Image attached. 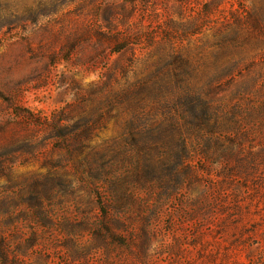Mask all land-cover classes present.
I'll list each match as a JSON object with an SVG mask.
<instances>
[{
	"label": "rangeland",
	"instance_id": "1",
	"mask_svg": "<svg viewBox=\"0 0 264 264\" xmlns=\"http://www.w3.org/2000/svg\"><path fill=\"white\" fill-rule=\"evenodd\" d=\"M262 6L0 0V264H264V32L239 29ZM117 31L130 44L115 53ZM223 35L236 41L214 64ZM197 93L238 129L188 144L190 186L134 181Z\"/></svg>",
	"mask_w": 264,
	"mask_h": 264
},
{
	"label": "trees",
	"instance_id": "2",
	"mask_svg": "<svg viewBox=\"0 0 264 264\" xmlns=\"http://www.w3.org/2000/svg\"><path fill=\"white\" fill-rule=\"evenodd\" d=\"M80 1L82 2V0ZM209 9L204 12L203 17H206L208 12L210 13L211 10L209 11ZM257 10L258 9H252L251 12L245 14L242 22L238 21L241 22L239 26L240 31L254 37L264 32V13L260 14L264 12V7L262 6L258 11ZM233 32L235 33V31ZM255 38H260V36ZM214 39L213 46L215 51L212 55V59L214 64H218L232 53L230 50V43L236 41V39L234 38L235 40H231L228 35H223L221 38L217 36V38ZM107 41H109L108 43L114 42V47L111 51L115 53L121 51L130 44L128 36L119 31L107 36ZM248 45L252 47V45ZM232 70L233 68H231V70L228 69V72L230 73ZM183 106V112H186L189 116L183 117L182 122L172 119L168 126L161 128V125H159V129L153 132L154 144H158V141H165L168 143L164 158L160 155L149 157V155L145 156L143 154L142 156H137L133 166V179L137 183H146V181H148L147 183H164L169 188H173L177 183L179 187L181 185L190 186L197 175L196 171L189 167L190 157L188 154V144L191 145V141H196L197 144H202V146L204 145V147H206L209 141H211L220 146V139L215 136L216 134L222 133L219 132L221 129H225L224 127L226 126L230 130L238 129L237 123L234 122L229 124V122H226L227 120H224L222 117V107L213 105L210 98H207L205 94H195L194 97L188 98ZM236 110L237 107L235 105L232 110H230L231 115H235ZM225 123H227V125ZM231 143L237 145V147L241 146L234 140H232ZM223 155V157H226V155H231L233 157L232 153H223ZM175 179H178V181L174 182ZM94 197L100 212L98 225L101 230L104 228L108 235L115 237L108 227L109 217L107 215V210L109 206L103 200L99 191L94 193ZM110 202L114 204L112 200H110ZM117 202L118 201L115 200V205H117ZM200 207L202 206L200 205ZM1 246L2 242L0 241V248Z\"/></svg>",
	"mask_w": 264,
	"mask_h": 264
}]
</instances>
